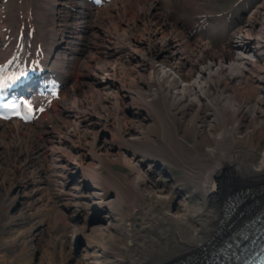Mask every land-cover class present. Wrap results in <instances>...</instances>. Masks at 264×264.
<instances>
[{"label":"bare ground","instance_id":"6f19581e","mask_svg":"<svg viewBox=\"0 0 264 264\" xmlns=\"http://www.w3.org/2000/svg\"><path fill=\"white\" fill-rule=\"evenodd\" d=\"M174 3L200 9L198 0H113L93 11L81 0H0V63L22 33L35 32L32 22L44 42L40 62L68 44V52L53 56L52 70L64 84L61 100L69 96L49 120L0 121V155L22 160L0 168L1 212L11 215L0 264H182L264 205V1L220 53L200 39L189 46L186 38L218 22L182 19L180 30L161 10ZM75 8L78 18L130 11L125 28L114 31L124 61L137 65H119L106 42L100 53L107 64L88 71V81L70 83L73 59L86 67L92 58L85 25L73 27ZM140 29L142 38L135 36ZM86 90L83 107L66 103ZM103 102L112 107H97ZM154 151L169 163L168 157L182 161L186 179L162 178L170 174L157 170ZM227 199L234 208L225 216Z\"/></svg>","mask_w":264,"mask_h":264},{"label":"rangeland","instance_id":"374dc122","mask_svg":"<svg viewBox=\"0 0 264 264\" xmlns=\"http://www.w3.org/2000/svg\"><path fill=\"white\" fill-rule=\"evenodd\" d=\"M232 1H234V0H214V1H210L209 4L205 5L201 10L214 11L215 9H218L219 7L221 8L223 6H227ZM175 8H181V9H178L179 11H185V10L192 11L194 14L197 13V11H198L197 9H192L190 7L185 6V4H183V6H181V7L175 5ZM162 9H165V8L163 7ZM168 16H169V14H168ZM173 16L178 17L176 12H173ZM174 18L175 17H173L172 19H174ZM172 19H168L167 21L172 20ZM142 33H143V31L140 29V30H138L135 33V36L138 37V38H142V36H143ZM227 34H228V31L227 30H223V31H219L216 34H212V36L203 35L205 37H203L202 39L210 41L211 50H216L217 52L220 53V52L224 51L222 49V47H223V45L225 43L224 40L226 39ZM97 42H98V44L101 43L99 40H97ZM203 42H205V41H203ZM145 54H147V52H145ZM91 57L92 58L89 61H87V66L86 67H84V68L83 67H79V68H81L80 70L79 69L75 70V77L77 79L80 78L81 74H85V73H87L90 70H94L96 66L100 67V66H104V65L107 64V62L101 60V58L97 54H95V56L92 55ZM82 70H84V71L82 72ZM141 85H142V83H141ZM89 97H90V92H87V90H86V93H79L77 96H75L71 100L67 101L66 103L69 106H72V107H83V101L85 99H90ZM97 100H99L98 96L95 97V101H97ZM128 101H130V99H126V101L124 103L128 107V108L124 109V115H125V117L127 119H129L132 116V114H133V112L129 108L130 103H127ZM158 103H161V99H159V98H158ZM112 104H113L112 102L97 103V107H112ZM46 119H48V118H46ZM61 130H64V128H61ZM158 139L163 142V137H162L161 134L158 136ZM188 141L191 142L192 139L189 137ZM261 145L264 146V139H263V142L261 143ZM190 153H191L190 148H187V152L184 154L185 158H187L186 156L188 154H190ZM169 158H170V160L173 163L174 170L173 171H169L170 176L161 175V177L165 178L167 180H169L170 177H173L175 179H181V180L186 179L185 172L183 170L184 163L182 161H177L174 158H171V157H169ZM19 161H22V160H15L14 157L13 158H8V157H3V155H0V168L4 169L7 166H11L14 162L17 163ZM27 164H28V166H30V168L34 169V172L36 171V165H33L32 162H28ZM112 166H113V168L115 170H117L119 172L120 171L121 172H129L128 168H126V167H124V166H122L120 164H113ZM31 172H32V170H30L28 172L26 171L21 177H28L29 175H31ZM1 193H2V191H0V194ZM195 201L198 202L197 199H195ZM71 202L75 203L74 199L71 200ZM188 203L191 206L193 205L192 201H190ZM158 208H159L158 205L154 206L155 210H157ZM10 216L11 215L6 216L5 214L4 215L2 214L1 205H0V239L6 232L10 231V228H7V226L3 225L10 218ZM137 218L141 219L142 217L138 216ZM168 225H171V224H168ZM16 230H17V228H14V231H16ZM2 246L3 245H2V242L0 240V249L2 248Z\"/></svg>","mask_w":264,"mask_h":264},{"label":"snow or ice","instance_id":"6c2138e0","mask_svg":"<svg viewBox=\"0 0 264 264\" xmlns=\"http://www.w3.org/2000/svg\"><path fill=\"white\" fill-rule=\"evenodd\" d=\"M29 112H31V107H29ZM16 115H19V112H17ZM25 118L28 119V118H31V117L29 116V117H25Z\"/></svg>","mask_w":264,"mask_h":264}]
</instances>
